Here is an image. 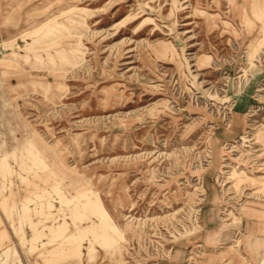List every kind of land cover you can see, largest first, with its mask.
I'll list each match as a JSON object with an SVG mask.
<instances>
[{"label": "rangeland", "instance_id": "374dc122", "mask_svg": "<svg viewBox=\"0 0 264 264\" xmlns=\"http://www.w3.org/2000/svg\"><path fill=\"white\" fill-rule=\"evenodd\" d=\"M0 264H264V0H0Z\"/></svg>", "mask_w": 264, "mask_h": 264}]
</instances>
